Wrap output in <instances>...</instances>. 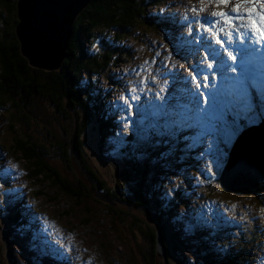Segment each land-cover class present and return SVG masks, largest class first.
I'll return each instance as SVG.
<instances>
[{"label":"rangeland","instance_id":"1","mask_svg":"<svg viewBox=\"0 0 264 264\" xmlns=\"http://www.w3.org/2000/svg\"><path fill=\"white\" fill-rule=\"evenodd\" d=\"M158 4L146 15L160 19L133 29L118 44L111 29L95 32L96 56L103 54L100 44L106 37L121 59L91 79L93 87L84 94L89 113L59 97L57 76L53 82L44 79L42 93L27 89L0 105V264H217L233 250L245 264L253 259L260 264L264 183L252 193L228 194L220 186L230 150L245 126L231 143L220 144L218 152L216 133L197 122L195 108L175 107L177 97L184 104L179 85L175 87L182 78L178 71L195 84L192 76L198 80L206 41L212 42L206 34L210 31L214 39L222 27L206 26V31L192 22L212 21L213 12L230 8L213 10L202 0ZM168 15L173 21H167ZM181 21L194 31L184 30ZM194 33L201 46L187 49L188 58L179 41L182 36L193 39ZM205 76L200 72L202 83ZM207 83L208 88L199 89L210 100L220 84L218 77L214 84L208 77ZM194 84L189 85L193 92ZM195 98L189 94V100ZM169 104L174 114L165 126L154 114ZM208 105L201 103V115ZM263 123L260 115L247 127ZM17 140L36 147L55 176L35 173V166L17 151ZM217 158L222 160L219 167ZM140 193L147 212L137 208ZM158 228L165 236L166 258L158 256L156 247L153 254L148 239Z\"/></svg>","mask_w":264,"mask_h":264},{"label":"trees","instance_id":"2","mask_svg":"<svg viewBox=\"0 0 264 264\" xmlns=\"http://www.w3.org/2000/svg\"><path fill=\"white\" fill-rule=\"evenodd\" d=\"M17 2L18 0H0V105L5 104L7 99L11 101L13 96L24 94L27 89L32 90L35 94L42 93L43 90H46L44 79L53 82V76H57L60 82L58 84L59 97L69 100L70 103H78L83 111L89 113L91 110L88 104L89 99H85L84 94H88L93 87L91 79L102 76L108 71V66L112 67V63L113 66L117 64V61L120 63L121 55L119 58L117 57L118 52L113 50V46L118 44L120 38H127L133 29L139 30L144 26L148 27L150 23L160 19L146 15L148 8L159 5L158 0H92L74 26V37L68 51L69 58L64 62L59 72L45 73L46 71L31 67L21 54L20 42L16 35V27L19 22ZM103 28L111 29L118 36L113 41L114 45L105 37L100 44L101 48L103 46V54L97 57L92 45L94 37L97 38L95 32H99ZM119 51H122L121 47ZM122 54H127L126 49L122 51ZM85 78L89 79L87 83L84 82ZM37 88L40 90H36ZM15 106L18 107V105ZM76 144L77 142L74 141L73 147ZM17 151H20L24 158L30 161L32 166H35V173L38 175L46 176V178L55 176V172L48 168L47 162L42 160L36 147L28 146L27 141L17 140ZM65 153L69 155V150ZM46 170H49L51 174H45ZM108 195L111 197L110 193ZM144 199L140 193L138 198L140 202L137 208H143L147 212ZM128 212L125 213L128 214ZM156 221L160 222L159 219ZM156 234L157 232L154 231L148 238L149 241L155 242ZM163 237H165L164 234L162 241L165 244ZM152 243V252L155 255L156 242L155 245ZM244 249L246 250L245 245L242 246L240 252L244 253ZM237 257V250H233L232 255L223 257L216 262L217 264H245L243 259H237ZM150 264H154L153 261ZM207 264H214V261L207 260Z\"/></svg>","mask_w":264,"mask_h":264},{"label":"water","instance_id":"3","mask_svg":"<svg viewBox=\"0 0 264 264\" xmlns=\"http://www.w3.org/2000/svg\"><path fill=\"white\" fill-rule=\"evenodd\" d=\"M91 2L92 0H18L20 22L16 27V35L22 56L31 67L55 71L64 64L69 58L74 26ZM263 183L264 123L245 131L236 139L222 171L220 186L228 194L241 191L252 193ZM156 232V252L159 257L166 258L160 229Z\"/></svg>","mask_w":264,"mask_h":264},{"label":"snow or ice","instance_id":"4","mask_svg":"<svg viewBox=\"0 0 264 264\" xmlns=\"http://www.w3.org/2000/svg\"><path fill=\"white\" fill-rule=\"evenodd\" d=\"M210 5H214L217 9H229L230 11H215L212 13V17L215 20L208 21L213 26L221 24L222 27L219 32H214L216 37V44L221 48H224V43L221 38V33L227 38L228 43H232L233 39H239L241 44L245 43V33L251 38L253 43L260 44L264 42V0H202ZM196 11V9H192ZM206 31L208 29H205ZM194 31V30H191ZM228 59L232 61L234 65L236 63V56L229 52L226 48ZM250 55L247 49H240V75L233 80L232 77H225L226 81H230L226 86V89L217 90L214 93H210L209 98L205 97L203 92H198L195 99L188 100L184 104L181 103V98H176L175 107H182L191 105L196 110L197 122L210 132L216 133L213 137L217 143V151L219 152L220 144H229L241 131V127L245 123H253L257 117L264 115V113H258L256 107L248 99L247 87L254 88V85L250 84L251 70L248 67V56ZM207 59V58H205ZM219 65L225 72H236V68L232 65H227L226 62L221 59ZM208 69H212L211 63L207 64ZM192 80L196 83V88L201 86L208 88V77H204V83L201 85L195 76H192ZM133 91H135L133 89ZM264 94V91H262ZM203 98V99H201ZM125 98V103H127ZM201 103L207 105L211 103V108L203 111L200 108ZM235 105L234 107H230ZM131 105H129V108ZM174 114V107L169 104L168 107L161 105L159 113H155L158 119L165 121V126L169 119ZM153 128L157 125H152ZM222 155V153H221ZM222 160L217 158V167L220 166ZM54 259H60L61 256H54Z\"/></svg>","mask_w":264,"mask_h":264},{"label":"bare ground","instance_id":"5","mask_svg":"<svg viewBox=\"0 0 264 264\" xmlns=\"http://www.w3.org/2000/svg\"><path fill=\"white\" fill-rule=\"evenodd\" d=\"M173 21V19L171 18V17H169L168 16V19H167V21ZM20 22V21H19ZM200 22V21H199ZM181 23V26L182 27H185V29H187V30H189V31H191V30H193L192 29V26H191V24H188V23H186V22H183V21H181L180 22ZM185 25V26H184ZM169 26H171V25H169ZM173 29H175V28H173ZM191 29V30H190ZM191 32H193V31H191ZM196 34L194 33L193 34V39H189V36L188 37H186V36H182V38L180 39V44L182 45V46H184V47H186L188 50H190V51H192L193 49H196V47L194 46V44H193V41H194V36H195ZM206 36L210 39V40H212V42H208L209 40L207 39V45H206V50H205V52H204V54H203V57H202V60H201V62H200V69H197V71L200 73V72H203V73H205L206 74V76H208V77H210L211 78V84H214V81H215V78L216 77H218V80H219V87L218 88H216L214 91L216 92L217 90H220V89H226V86L229 84V83H231L230 81H226V79H225V77H226V75L227 76H230V77H232L233 78V80L234 79H236L237 77H239V75H240V60H241V57H240V49H242L245 45H247L246 47H245V49L246 48H248V46H250L251 44L254 46V48L259 52V54L257 55L258 57H260L261 56V54H262V50H261V47H259L256 43H253L252 42V40H251V38L248 36V34L247 33H245V43L244 44H241L240 42H239V39H233V42L232 43H230V44H234V45H229L228 44V40H227V38L226 37H224V36H221V38H222V40H223V43H224V48H221L220 46H219V48L218 49H216L215 47H216V45H213V44H215L216 43V38H214V39H212L211 38V34H210V31H208V33L206 34ZM177 44V43H176ZM212 45V46H211ZM225 48L229 51V52H231L233 55H235L236 56V63L233 65L232 64V61L231 60H229L228 59V55H227V52L225 51ZM199 50H200V47H199V49L196 51V52H194L195 54L196 53H198L199 52ZM212 50H214V52L212 53ZM22 54V53H21ZM198 55V54H197ZM200 55V54H199ZM208 55H211V58H209V56ZM213 57H215L214 58V61H215V63H214V65H213V63H212V58ZM205 58H207V59H205ZM221 59H223L225 62H226V66L227 65H232L233 67H235L236 68V72L235 73H232V72H225V70L224 69H222L221 67H220V65H219V60H221ZM253 60V59H252ZM209 63H211L212 65H213V68L212 69H208V67H207V64H209ZM248 63H251V67H249V65H248V67H249V69L251 70V74H252V76H251V80H250V84H252V85H254V88H252V87H247V85H246V88H247V92H248V99L252 102L253 101V104L254 105H256L257 107H256V110H257V108L259 109V105L264 109V105H263V103H262V99L264 98V94H262V91H264V68L262 67L261 68V66L260 65H257V64H255L254 62H251V61H249V59H248ZM62 67V66H61ZM60 67V68H61ZM60 68H58L57 70H55V71H58ZM237 71H239V72H237ZM46 72H51V71H46ZM229 73H232V76L229 74ZM185 74V73H184ZM203 81V80H202ZM186 83L188 84L189 83V85H191L192 86V83H191V81H189V76H187L186 77ZM189 92L191 93V96L192 97H196L197 96V93L198 92H203L202 90H199V91H197V92H193L192 91V89H190L189 90ZM204 93V92H203ZM98 95H99V93H98ZM109 98V97H108ZM107 98V99H108ZM254 99L255 100H257V101H255L254 102ZM260 104H259V103ZM210 105H211V103H209V105H208V109H210ZM188 107H190V110H192V111H194L193 110V106H192V108H191V106L190 105H188ZM207 109V110H208ZM247 124L248 123H245V124H243V126H247ZM190 133V132H189ZM153 215H154V213H153ZM257 264V263H256Z\"/></svg>","mask_w":264,"mask_h":264}]
</instances>
